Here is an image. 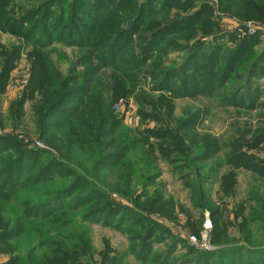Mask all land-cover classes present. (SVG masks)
Returning <instances> with one entry per match:
<instances>
[{
    "label": "rangeland",
    "instance_id": "obj_1",
    "mask_svg": "<svg viewBox=\"0 0 264 264\" xmlns=\"http://www.w3.org/2000/svg\"><path fill=\"white\" fill-rule=\"evenodd\" d=\"M0 264H264V0H0Z\"/></svg>",
    "mask_w": 264,
    "mask_h": 264
},
{
    "label": "trees",
    "instance_id": "obj_2",
    "mask_svg": "<svg viewBox=\"0 0 264 264\" xmlns=\"http://www.w3.org/2000/svg\"><path fill=\"white\" fill-rule=\"evenodd\" d=\"M127 32H129V31H126V32H124V31H122V33H120V35H119V37H123V36H125V37H127L128 36V34H126ZM169 33V31L168 30H164V31H162L161 32V34L159 35V36H157V37H155L156 38V40H158V38H160V36H166L167 34ZM117 40H121L120 38H117L116 39V43L115 44H113L112 45V49H110L111 51L115 48V46L117 45ZM115 50V49H114ZM110 51V52H111ZM109 58H112V55L111 56H108ZM186 65V64H185ZM188 66V65H187ZM71 92V91H70ZM70 92H68V93H66L63 97H61V99H60V103L57 105V106H60V105H63V104H65V102L67 101V100H69L70 98H71V94H72V92L70 93Z\"/></svg>",
    "mask_w": 264,
    "mask_h": 264
}]
</instances>
